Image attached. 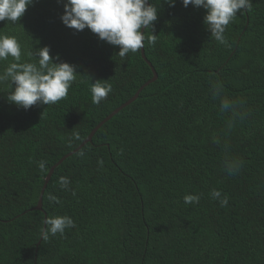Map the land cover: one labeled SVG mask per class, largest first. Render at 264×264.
Here are the masks:
<instances>
[{
	"label": "trees",
	"instance_id": "obj_1",
	"mask_svg": "<svg viewBox=\"0 0 264 264\" xmlns=\"http://www.w3.org/2000/svg\"><path fill=\"white\" fill-rule=\"evenodd\" d=\"M63 3L33 0L17 21H0L21 62L48 46L77 72L66 97L27 110L0 84V264H264V0L233 17L224 43L203 8L149 0L158 18L143 44L157 79L54 169L37 210L50 167L153 75L140 50L122 58L89 29L65 26ZM98 80L112 91L94 104ZM54 216L75 226L37 245Z\"/></svg>",
	"mask_w": 264,
	"mask_h": 264
},
{
	"label": "clouds",
	"instance_id": "obj_2",
	"mask_svg": "<svg viewBox=\"0 0 264 264\" xmlns=\"http://www.w3.org/2000/svg\"><path fill=\"white\" fill-rule=\"evenodd\" d=\"M33 0H0V21L15 22L23 16L26 8ZM169 7H174L176 0H164ZM183 7L191 5L203 8V23L211 36L224 43L226 26L240 11L250 7L251 0H180ZM62 23L77 31L89 29L97 38L112 46H118V54L125 57L130 51L142 49L145 39L140 29H151L158 18V8L149 0H64ZM155 43V35L150 38ZM48 46L31 49L27 55L35 62H21V45L14 36L0 34V61L12 62L0 71V84L9 88L7 100L25 110L36 104H54L68 94L72 82L76 79L75 67L66 62H53L58 57L49 55ZM98 80L91 83L92 102L99 104L112 91L111 85ZM230 102H222L221 109H228ZM79 137L77 136L76 139ZM82 155V154H81ZM102 161L98 164L102 165ZM45 161H39L38 167L45 170ZM231 172L239 167L238 163L228 164ZM60 187L69 190L67 177H60ZM75 196V192H72ZM213 199H219L218 190L211 192ZM185 203H198V195L188 194L183 197ZM49 201H56L52 194ZM221 206L227 204V197L220 199ZM41 229V238L46 240L49 235L63 234L66 228L74 227V221L68 216L46 218Z\"/></svg>",
	"mask_w": 264,
	"mask_h": 264
},
{
	"label": "water",
	"instance_id": "obj_3",
	"mask_svg": "<svg viewBox=\"0 0 264 264\" xmlns=\"http://www.w3.org/2000/svg\"><path fill=\"white\" fill-rule=\"evenodd\" d=\"M145 28L142 26L140 31L143 34L144 33ZM141 52V56L144 59V61L149 65V67L152 70V77L147 80L145 83H143L138 89L137 91L134 93V95L132 97H130L127 101H125L124 103H122L121 105H119L118 107H116L114 110H112L107 116H105L95 127H93V129L89 132V134L87 135V137L76 147L74 148L72 151L66 153L65 155H63L56 163H54L50 169L48 170L45 178H44V183L42 185V188L40 190L39 196H38V201L36 206L34 207V209L37 210H42V196L44 193V190L46 188L47 183L49 182L51 175L53 174L54 169L60 164L62 163L67 157H69L71 154L75 153L76 151H78L81 147H83L86 143L91 142L92 137L94 135V133L97 131V129L103 124L105 123L107 120H109L112 116H114L118 111H120L121 109H123L124 107H126L127 105H129L130 103H132L139 95V93L141 92V90L148 85L149 83L155 81L157 79V72L154 69V67L152 66V63L146 58L145 56V52H144V46L142 49H140ZM46 219V217H45ZM45 221V220H44ZM45 225H43L44 227ZM41 236L40 239L37 243V245L40 243L41 241Z\"/></svg>",
	"mask_w": 264,
	"mask_h": 264
}]
</instances>
